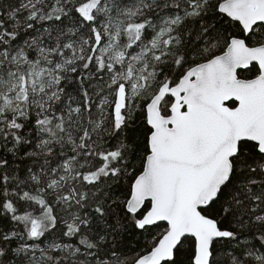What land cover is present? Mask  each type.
I'll use <instances>...</instances> for the list:
<instances>
[{
	"label": "snow or ice",
	"instance_id": "1",
	"mask_svg": "<svg viewBox=\"0 0 264 264\" xmlns=\"http://www.w3.org/2000/svg\"><path fill=\"white\" fill-rule=\"evenodd\" d=\"M0 264H264V0H0Z\"/></svg>",
	"mask_w": 264,
	"mask_h": 264
}]
</instances>
